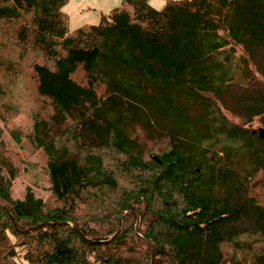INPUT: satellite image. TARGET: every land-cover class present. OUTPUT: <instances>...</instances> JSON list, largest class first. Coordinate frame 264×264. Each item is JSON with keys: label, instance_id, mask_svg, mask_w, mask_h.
<instances>
[{"label": "trees", "instance_id": "trees-1", "mask_svg": "<svg viewBox=\"0 0 264 264\" xmlns=\"http://www.w3.org/2000/svg\"><path fill=\"white\" fill-rule=\"evenodd\" d=\"M66 2L0 14V264H150V242L153 264H264V0H122L73 30Z\"/></svg>", "mask_w": 264, "mask_h": 264}, {"label": "rangeland", "instance_id": "rangeland-1", "mask_svg": "<svg viewBox=\"0 0 264 264\" xmlns=\"http://www.w3.org/2000/svg\"><path fill=\"white\" fill-rule=\"evenodd\" d=\"M149 4L156 8L162 9L169 0H148ZM12 0H3L0 3V14L6 17H10L12 14V8L10 3ZM122 3V0H67L63 6V10L68 18V27L70 30L91 24H98L101 21L103 14H108L113 7H118ZM32 121L24 114H18L13 117L7 124L4 125L3 139L5 144L12 149L18 151L21 155V162L19 168H23L25 160H31L35 162L38 159L36 153L32 151L26 138L23 136L20 142H14L13 138L9 134V131L14 128H21L23 132H28L31 129ZM258 125L256 122L252 123L251 128H256ZM3 174V170H0V180ZM15 174V170L10 171V175ZM24 176L23 171L20 169V173L12 178V193L14 196L23 197L25 193V183H23ZM31 185V183H27ZM34 189V188H33ZM36 194L46 196L47 192L40 189H34ZM250 195L254 196L257 201L264 206V172H258L252 179L250 184ZM258 238V235L241 234L235 239L254 241ZM224 251H231L225 243L221 245Z\"/></svg>", "mask_w": 264, "mask_h": 264}, {"label": "water", "instance_id": "water-1", "mask_svg": "<svg viewBox=\"0 0 264 264\" xmlns=\"http://www.w3.org/2000/svg\"><path fill=\"white\" fill-rule=\"evenodd\" d=\"M256 132H257L260 136H264V128H259V129L252 130L251 133L254 134V133H256ZM156 159H157V158H156ZM5 209H6L8 215H9V217H10V220H11V223H12L13 227H14L17 231H19V232H21V233H28V232H30V231H33V230L37 229L38 227H40V226H42V225H44V224L51 223V222H43V223L37 224V225H35V226H32V227H30V228H28V229H19V228L17 227V225H16V223H15V220H14L13 216L11 215L10 211H9L7 208H5ZM121 224H122V220H121V222L119 223V227H118L117 231L120 229ZM137 225H138V221H137V224H136V229H138ZM75 229H76L77 231H79V229H78L77 227H75ZM150 250H151L150 264H153V262H154V248H153V244H152V242H150Z\"/></svg>", "mask_w": 264, "mask_h": 264}, {"label": "crops", "instance_id": "crops-1", "mask_svg": "<svg viewBox=\"0 0 264 264\" xmlns=\"http://www.w3.org/2000/svg\"><path fill=\"white\" fill-rule=\"evenodd\" d=\"M114 8V7H113Z\"/></svg>", "mask_w": 264, "mask_h": 264}]
</instances>
